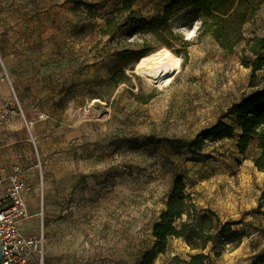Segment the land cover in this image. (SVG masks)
Masks as SVG:
<instances>
[{"label":"rangeland","instance_id":"374dc122","mask_svg":"<svg viewBox=\"0 0 264 264\" xmlns=\"http://www.w3.org/2000/svg\"><path fill=\"white\" fill-rule=\"evenodd\" d=\"M168 1L135 7L151 19ZM120 5L0 0V166L23 168L29 222L46 237L38 264H141L179 176L202 206L243 234L240 244L229 234L213 264H254L264 255V171L253 161L260 141L242 153L237 127L235 139L188 149L253 90L250 69L206 36L185 63L170 48L180 58L170 80L138 75L140 58L122 56L140 45L125 27L108 32L106 17ZM176 25L197 39L196 25ZM253 32L264 34V10L246 25L245 34ZM190 252L173 238L156 264Z\"/></svg>","mask_w":264,"mask_h":264},{"label":"trees","instance_id":"16d2710c","mask_svg":"<svg viewBox=\"0 0 264 264\" xmlns=\"http://www.w3.org/2000/svg\"><path fill=\"white\" fill-rule=\"evenodd\" d=\"M138 1L121 0V5L106 17L108 32L118 26L125 27L140 45L124 49V60L141 58L166 46L180 54L185 63L189 59V48L202 38L212 36L222 49L235 54L240 63L250 69L249 86L253 90L232 102L216 124L197 133L188 143V149L195 154L209 142L235 139L239 127L238 146L242 153L255 139L260 141L261 152L253 161L264 171V34H245L246 25L264 10V0H169L151 19L135 7ZM176 22L190 27L196 25L197 39L187 37ZM225 118H230L233 123H228ZM232 225L231 221H223L211 206H202L179 176L168 196L166 208L155 222L156 244L146 252L141 264H156L158 255L168 252L173 238L184 240L195 253H188L189 258L176 254L170 264H213L212 253L220 255L221 249L226 248ZM232 234L240 244L243 234ZM254 264H264V255Z\"/></svg>","mask_w":264,"mask_h":264},{"label":"built area","instance_id":"2783aa9c","mask_svg":"<svg viewBox=\"0 0 264 264\" xmlns=\"http://www.w3.org/2000/svg\"><path fill=\"white\" fill-rule=\"evenodd\" d=\"M27 183L23 168L0 166V238L3 264L44 263L45 233L28 235L22 224L29 220Z\"/></svg>","mask_w":264,"mask_h":264},{"label":"bare ground","instance_id":"6f19581e","mask_svg":"<svg viewBox=\"0 0 264 264\" xmlns=\"http://www.w3.org/2000/svg\"><path fill=\"white\" fill-rule=\"evenodd\" d=\"M180 58L166 46H161L145 56H142L135 65L134 72L151 78L153 81L166 82L178 71ZM79 121V120H78ZM76 122L84 129V124Z\"/></svg>","mask_w":264,"mask_h":264},{"label":"crops","instance_id":"0c3cea01","mask_svg":"<svg viewBox=\"0 0 264 264\" xmlns=\"http://www.w3.org/2000/svg\"><path fill=\"white\" fill-rule=\"evenodd\" d=\"M29 223H32V226H33V227H32L30 230H26V229L23 227V225H25V224L28 225ZM37 226H38V225H37V223H35V221H31V222H29V220H27V223H23V224H22V230H23L26 234L31 235V234H34V233L37 232V230H35Z\"/></svg>","mask_w":264,"mask_h":264},{"label":"water","instance_id":"95a60500","mask_svg":"<svg viewBox=\"0 0 264 264\" xmlns=\"http://www.w3.org/2000/svg\"><path fill=\"white\" fill-rule=\"evenodd\" d=\"M175 255V254H174ZM0 264H3L2 243L0 238Z\"/></svg>","mask_w":264,"mask_h":264}]
</instances>
